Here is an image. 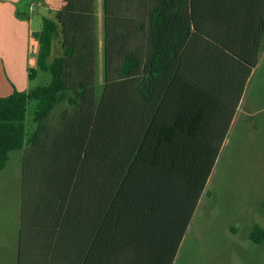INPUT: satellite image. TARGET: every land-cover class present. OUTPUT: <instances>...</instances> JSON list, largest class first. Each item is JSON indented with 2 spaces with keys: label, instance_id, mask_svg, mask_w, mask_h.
I'll list each match as a JSON object with an SVG mask.
<instances>
[{
  "label": "trees",
  "instance_id": "1",
  "mask_svg": "<svg viewBox=\"0 0 264 264\" xmlns=\"http://www.w3.org/2000/svg\"><path fill=\"white\" fill-rule=\"evenodd\" d=\"M61 1L28 71L50 81L0 97V171L23 151L17 264H172L257 64L264 0H101L99 95L96 0Z\"/></svg>",
  "mask_w": 264,
  "mask_h": 264
},
{
  "label": "rangeland",
  "instance_id": "2",
  "mask_svg": "<svg viewBox=\"0 0 264 264\" xmlns=\"http://www.w3.org/2000/svg\"><path fill=\"white\" fill-rule=\"evenodd\" d=\"M97 64L99 95L101 45ZM49 81L50 76L43 72H38L33 81L26 79L28 90ZM34 108L33 103L27 107L24 149L35 128L31 121ZM18 155L20 152L14 151L11 160ZM5 188H0L4 199ZM7 210V202L0 201V224ZM256 226L264 229V66L252 76L243 93L172 264H264V242L254 244L249 240Z\"/></svg>",
  "mask_w": 264,
  "mask_h": 264
},
{
  "label": "crops",
  "instance_id": "3",
  "mask_svg": "<svg viewBox=\"0 0 264 264\" xmlns=\"http://www.w3.org/2000/svg\"><path fill=\"white\" fill-rule=\"evenodd\" d=\"M63 7L64 3L61 0H0V97H8L14 91H29L26 79L29 69L35 68L38 50L36 36L42 29L43 20L55 22L56 14ZM96 15L97 39L98 45H101V0H96ZM61 42L60 27L57 26L51 39L49 61L61 56ZM263 66L264 35L260 42L257 64L247 80L246 90L252 76ZM13 152L9 153L8 161L0 171V188H8H5V199L3 195H0V201L5 200L8 205L5 218L0 224V242H2L0 264H17L21 199L20 159L23 151H19L20 156H15L11 160Z\"/></svg>",
  "mask_w": 264,
  "mask_h": 264
}]
</instances>
